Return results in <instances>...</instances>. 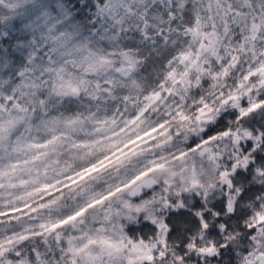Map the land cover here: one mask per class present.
Listing matches in <instances>:
<instances>
[{
    "label": "snow or ice",
    "instance_id": "obj_1",
    "mask_svg": "<svg viewBox=\"0 0 264 264\" xmlns=\"http://www.w3.org/2000/svg\"><path fill=\"white\" fill-rule=\"evenodd\" d=\"M0 264H264V0H0Z\"/></svg>",
    "mask_w": 264,
    "mask_h": 264
}]
</instances>
